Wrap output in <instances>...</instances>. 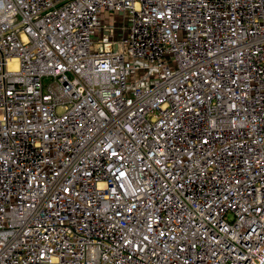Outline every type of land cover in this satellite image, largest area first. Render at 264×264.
Listing matches in <instances>:
<instances>
[{
  "label": "built area",
  "instance_id": "1",
  "mask_svg": "<svg viewBox=\"0 0 264 264\" xmlns=\"http://www.w3.org/2000/svg\"><path fill=\"white\" fill-rule=\"evenodd\" d=\"M0 264H264V0H0Z\"/></svg>",
  "mask_w": 264,
  "mask_h": 264
},
{
  "label": "rangeland",
  "instance_id": "2",
  "mask_svg": "<svg viewBox=\"0 0 264 264\" xmlns=\"http://www.w3.org/2000/svg\"><path fill=\"white\" fill-rule=\"evenodd\" d=\"M102 19L104 25H112L115 27L122 25V16L117 12L106 13ZM58 113H62V110L58 109Z\"/></svg>",
  "mask_w": 264,
  "mask_h": 264
}]
</instances>
